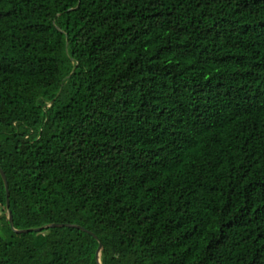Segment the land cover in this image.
<instances>
[{"label":"trees","instance_id":"1","mask_svg":"<svg viewBox=\"0 0 264 264\" xmlns=\"http://www.w3.org/2000/svg\"><path fill=\"white\" fill-rule=\"evenodd\" d=\"M0 168V264H264V0H0Z\"/></svg>","mask_w":264,"mask_h":264},{"label":"water","instance_id":"2","mask_svg":"<svg viewBox=\"0 0 264 264\" xmlns=\"http://www.w3.org/2000/svg\"><path fill=\"white\" fill-rule=\"evenodd\" d=\"M0 174L2 176V179L4 181V185H5V189H6V207L8 208V206H9L8 183H7L6 176H5V174H4V172H3V170L1 168H0ZM7 214H8V219H9V222H10V226H11V228L14 229V227H13V220H12V214H11V211L9 209H7ZM62 225L74 226V227H78L80 229L85 230L83 227H81L79 225H75V224H62V223H53V224L43 225V226H40V227L31 228V229H24V230H16V229H14V230L17 231V232H28V231H31V230L40 231L43 228L52 227V226H62ZM89 233L92 234V235H94L92 232H89ZM101 246H102L101 243H99V247H98L97 253H96V259H97V263L98 264H101L100 258H99V253H100Z\"/></svg>","mask_w":264,"mask_h":264},{"label":"rangeland","instance_id":"3","mask_svg":"<svg viewBox=\"0 0 264 264\" xmlns=\"http://www.w3.org/2000/svg\"><path fill=\"white\" fill-rule=\"evenodd\" d=\"M3 213H4V212L0 209V218L2 217ZM1 223H2V220H0V225H1ZM1 227H2V226H0V233H1V230H2Z\"/></svg>","mask_w":264,"mask_h":264}]
</instances>
